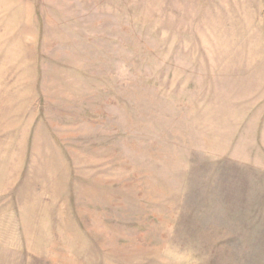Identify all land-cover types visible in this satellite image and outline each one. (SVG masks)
<instances>
[{
    "label": "rangeland",
    "instance_id": "rangeland-1",
    "mask_svg": "<svg viewBox=\"0 0 264 264\" xmlns=\"http://www.w3.org/2000/svg\"><path fill=\"white\" fill-rule=\"evenodd\" d=\"M0 264H264V0H0Z\"/></svg>",
    "mask_w": 264,
    "mask_h": 264
}]
</instances>
